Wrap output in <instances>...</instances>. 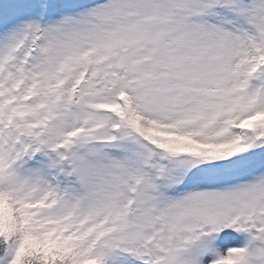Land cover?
Instances as JSON below:
<instances>
[{
	"label": "rangeland",
	"instance_id": "374dc122",
	"mask_svg": "<svg viewBox=\"0 0 264 264\" xmlns=\"http://www.w3.org/2000/svg\"><path fill=\"white\" fill-rule=\"evenodd\" d=\"M33 49V65H21ZM263 53L264 0H0V114L15 112L13 97L37 72L67 73V88L78 74L73 107L109 106L111 94L152 146L80 159L79 188L51 156L19 164L15 141H1L0 235L30 216L52 225L47 245L58 230L57 241L103 264H264V155L208 167L220 160L213 152L244 158L243 112L264 111ZM62 130L73 142V122ZM108 130H97L107 145ZM193 163L204 169L190 182L161 183Z\"/></svg>",
	"mask_w": 264,
	"mask_h": 264
},
{
	"label": "trees",
	"instance_id": "16d2710c",
	"mask_svg": "<svg viewBox=\"0 0 264 264\" xmlns=\"http://www.w3.org/2000/svg\"><path fill=\"white\" fill-rule=\"evenodd\" d=\"M261 77H264V63L260 70ZM238 133V132H237ZM242 147H250L259 149L264 145L257 143L264 139V112H255L248 117L245 131L241 134ZM263 136V137H261ZM260 137V138H259ZM78 159L75 152L71 155V161ZM37 237L35 240L31 238L30 234ZM41 231L32 227V223L24 220L20 226H18L11 236H0V264H99L100 259L92 257L82 259V256L75 251L67 249L64 253L63 261L58 260L54 255L56 253L51 250V254L47 256L44 252L43 245L41 246L40 240L43 238L40 236ZM43 244V241H42ZM43 247V248H42ZM73 247V246H72ZM49 261V263H47Z\"/></svg>",
	"mask_w": 264,
	"mask_h": 264
}]
</instances>
